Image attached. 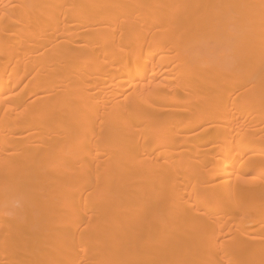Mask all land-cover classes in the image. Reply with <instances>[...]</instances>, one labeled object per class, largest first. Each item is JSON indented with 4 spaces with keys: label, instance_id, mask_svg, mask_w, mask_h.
Masks as SVG:
<instances>
[{
    "label": "bare ground",
    "instance_id": "bare-ground-1",
    "mask_svg": "<svg viewBox=\"0 0 264 264\" xmlns=\"http://www.w3.org/2000/svg\"><path fill=\"white\" fill-rule=\"evenodd\" d=\"M263 122L264 0H0V264H264Z\"/></svg>",
    "mask_w": 264,
    "mask_h": 264
},
{
    "label": "rangeland",
    "instance_id": "rangeland-1",
    "mask_svg": "<svg viewBox=\"0 0 264 264\" xmlns=\"http://www.w3.org/2000/svg\"><path fill=\"white\" fill-rule=\"evenodd\" d=\"M250 116V115H249ZM247 117V119H250L252 116H250V117ZM244 120H246V119H242V120H239V122H243ZM262 126H264V122L262 123V124H260L259 125V127H262ZM207 146L208 145H202L200 148H202L203 150H205V148H207ZM209 155H211V153L209 154L208 152H204L203 154H202V156H200V157H203V156H206L205 158H207V160L208 161H210V158L208 157ZM212 173H209V174H206V175H211ZM214 174V173H213ZM254 230V229H253Z\"/></svg>",
    "mask_w": 264,
    "mask_h": 264
}]
</instances>
